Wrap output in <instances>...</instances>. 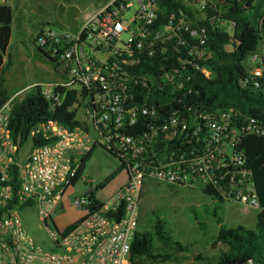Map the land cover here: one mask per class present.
<instances>
[{
  "label": "built area",
  "instance_id": "1",
  "mask_svg": "<svg viewBox=\"0 0 264 264\" xmlns=\"http://www.w3.org/2000/svg\"><path fill=\"white\" fill-rule=\"evenodd\" d=\"M217 1L104 0L73 31L41 28L35 34L34 47L60 78L44 97L59 104L66 91H75L72 108L81 110L82 120L70 129L53 122L36 126L46 143L33 146L28 139L29 149L20 153L7 128L13 97L0 107V264H129L145 180L260 210L240 147L264 133L261 123L235 111L197 110L191 99L189 74H210L199 64L206 31L193 24L194 12L220 14ZM260 29L246 61L253 89L264 85V0ZM95 146L118 161L126 182L104 202L90 190L72 199L69 208L84 215L58 228L53 217L81 158ZM30 210L46 238L42 247L22 223Z\"/></svg>",
  "mask_w": 264,
  "mask_h": 264
},
{
  "label": "trees",
  "instance_id": "2",
  "mask_svg": "<svg viewBox=\"0 0 264 264\" xmlns=\"http://www.w3.org/2000/svg\"><path fill=\"white\" fill-rule=\"evenodd\" d=\"M262 2L263 0H218L215 9H220V14L211 9L204 13L194 12L193 24L203 25L206 31V56L199 64L210 73L208 78L196 71L189 74L193 86L191 99L195 102V109L235 111L257 119L264 128V94L261 89H253L249 85L246 68L247 58L255 51L262 33ZM202 14L206 18L212 17V22L203 21ZM198 20L200 22H197ZM218 20L227 23L220 25ZM11 22V8L1 4L0 107L10 98L4 86L3 74L12 64L6 53ZM229 23H232V26H229ZM37 53L44 61H48L39 50ZM150 62L153 66L151 69L155 70L156 61ZM59 100V104L53 103L44 97L39 86H33L20 100L11 103L7 113V128L11 138L16 140L19 146L25 144L28 139L33 146L42 145L46 140L41 132H35L36 126L47 122L67 129L76 126V109L72 108L75 91H66ZM30 132H33V136L28 138ZM240 148L246 155V164L252 174L260 208L254 229L249 230L241 226L225 229L217 214L222 202L215 200L213 194L201 193L220 204L211 212L219 229V244L208 249L196 245V241L205 236L207 231L194 207H188V212L192 214L189 225H183L175 218L167 216V212L163 210L151 209L145 216L140 212L130 243L129 264H245L247 260L253 264H264V133L261 136L245 138ZM92 150L93 148L81 158L72 184L79 178ZM155 187L156 185L149 181L143 189L148 191Z\"/></svg>",
  "mask_w": 264,
  "mask_h": 264
},
{
  "label": "rangeland",
  "instance_id": "3",
  "mask_svg": "<svg viewBox=\"0 0 264 264\" xmlns=\"http://www.w3.org/2000/svg\"><path fill=\"white\" fill-rule=\"evenodd\" d=\"M103 2L104 0H6L5 4L12 10L11 32L7 47V54L12 64L3 74L4 86L10 96L15 91H19L12 96L10 103L20 100L33 86H39L42 92L51 93V84L60 79L53 72V64L44 61L32 44L39 29L73 31L85 16L99 8ZM121 39L127 41V37ZM261 92L264 94V85ZM76 117L82 120L81 110L77 112ZM29 146V142L23 144L20 153L26 152ZM149 181L145 180L143 187ZM125 182V172L120 168L117 160L102 148L95 146L84 163L79 178L66 192L62 200V210L53 217L56 226L59 228L71 224L84 215V211L69 208L72 199L90 190L95 201L104 202ZM150 182L156 187L148 191L142 187L138 205L139 215L140 212L145 216L151 209H160L181 224L189 225L192 214L188 212V207L192 206L207 231L205 236L196 241V245L208 249L220 243L219 229L211 216L212 210L220 204L203 196L199 190ZM99 187L101 189H98ZM217 214L225 229L241 226L253 230L257 221V211L245 210L239 205L228 202H222ZM21 218L25 232L36 245L44 246L46 238L39 229L33 211L24 213Z\"/></svg>",
  "mask_w": 264,
  "mask_h": 264
},
{
  "label": "crops",
  "instance_id": "4",
  "mask_svg": "<svg viewBox=\"0 0 264 264\" xmlns=\"http://www.w3.org/2000/svg\"><path fill=\"white\" fill-rule=\"evenodd\" d=\"M8 44H9V42H8ZM8 47V46H7ZM6 53H7V48H6ZM56 82H54L53 84H51V87L55 84ZM5 84V83H4ZM6 88V87H5ZM7 90V89H6ZM17 92H19V91H15L13 94H12V96L15 94V93H17ZM12 96H10V98L12 97ZM259 212V211H258ZM257 212V213H258Z\"/></svg>",
  "mask_w": 264,
  "mask_h": 264
},
{
  "label": "water",
  "instance_id": "5",
  "mask_svg": "<svg viewBox=\"0 0 264 264\" xmlns=\"http://www.w3.org/2000/svg\"><path fill=\"white\" fill-rule=\"evenodd\" d=\"M246 6H248V3H246ZM117 162H118V161H117ZM238 264H240V262H239Z\"/></svg>",
  "mask_w": 264,
  "mask_h": 264
}]
</instances>
